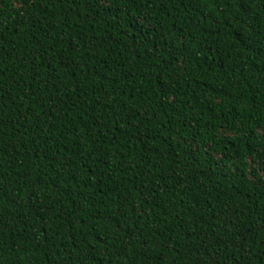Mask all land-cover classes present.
Segmentation results:
<instances>
[{"label":"trees","instance_id":"obj_1","mask_svg":"<svg viewBox=\"0 0 264 264\" xmlns=\"http://www.w3.org/2000/svg\"><path fill=\"white\" fill-rule=\"evenodd\" d=\"M0 264H264V0H0Z\"/></svg>","mask_w":264,"mask_h":264}]
</instances>
